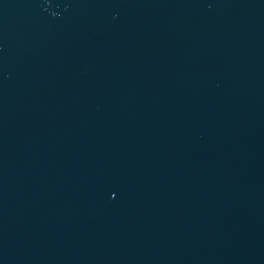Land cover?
Segmentation results:
<instances>
[{
    "label": "water",
    "instance_id": "water-1",
    "mask_svg": "<svg viewBox=\"0 0 264 264\" xmlns=\"http://www.w3.org/2000/svg\"><path fill=\"white\" fill-rule=\"evenodd\" d=\"M0 264H264V0H0Z\"/></svg>",
    "mask_w": 264,
    "mask_h": 264
}]
</instances>
